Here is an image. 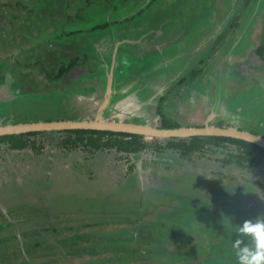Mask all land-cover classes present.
Returning a JSON list of instances; mask_svg holds the SVG:
<instances>
[{"label": "flooded vegetation", "instance_id": "1", "mask_svg": "<svg viewBox=\"0 0 264 264\" xmlns=\"http://www.w3.org/2000/svg\"><path fill=\"white\" fill-rule=\"evenodd\" d=\"M179 1L166 4L163 0H133L81 19L76 14L69 18L67 5L61 3L55 5L58 16L50 17L49 3H44L39 17L25 25L30 36L12 33L13 28L0 16V30L11 31L1 37L4 40L11 34L13 38L7 43L1 40L0 44V130L13 131L18 125L79 122L128 125L145 132L74 128L0 134V244L16 240L25 244L20 231L9 237L2 235L16 218L25 223L46 219L51 224L47 216L51 210L49 213L43 198L50 200L51 192L57 190L56 181L67 182L52 171H66L69 159L64 155L66 152L67 157L68 151L70 157H83L79 168H90L99 179L98 186L120 187L106 193H119V198L131 201L133 213L136 206L145 209L152 195L166 193L171 194L172 205L188 201L191 214H216L213 206L220 213L228 208L237 215L247 213L242 203L230 202L213 190L214 186L205 188L197 180L205 177L207 184L214 182L209 176L212 168L208 152L228 153L223 164L230 165L233 158L237 160L233 165L247 164L260 176L255 185L264 188V156L252 161L245 153L248 148L229 141L231 137H178L165 133L235 128L264 139V96L260 86L264 83V40L251 45L246 42L254 17L264 10V3H256L249 26L241 30L240 19L237 25L232 24L236 15L231 21L224 20L222 16L226 15L214 14L218 9L194 22L182 17L179 27L164 30L166 8H174ZM252 1L246 0L248 6ZM215 16L219 18L212 29ZM42 24L50 28L49 32ZM38 78L46 88L48 80L53 87L35 88L34 80ZM75 100L84 102L82 108L91 116L86 111L72 113L68 102L76 106ZM38 136L45 138L37 139ZM197 138L200 139L195 141ZM92 139L98 144L94 145ZM229 145L236 147L237 154L229 153ZM189 146L198 147L185 153ZM165 154L169 155L166 159L162 157ZM175 166H180L176 177L164 173L166 167L173 172ZM145 174L153 179L141 180ZM20 205L33 210H19ZM141 210L136 214H149L148 209ZM14 214L18 215L13 218ZM19 250L24 259L14 264H31L25 250ZM6 256L0 252V264H5Z\"/></svg>", "mask_w": 264, "mask_h": 264}, {"label": "rangeland", "instance_id": "2", "mask_svg": "<svg viewBox=\"0 0 264 264\" xmlns=\"http://www.w3.org/2000/svg\"><path fill=\"white\" fill-rule=\"evenodd\" d=\"M134 1L144 3L145 0ZM163 1L169 4L171 0ZM111 2L125 6L133 0H111ZM179 2L180 4L172 9L166 8L168 13L164 14L163 18L167 21V26L164 27V30L165 28L179 27L181 21L179 19L182 17L186 21L191 19L189 22H194L198 21L201 15L210 13V10L214 12L216 9L218 11L214 12L215 15L218 13L226 15L222 16L224 20L231 21L234 15L238 16V19L241 20L239 23L242 22V27H239L238 30H241L245 26H249L257 8L256 3L261 2L263 4L264 0H254L249 6L246 0H180ZM160 3L162 2L160 1ZM160 12H163V10L161 9ZM173 14L176 16L173 17ZM0 16L3 17V20H7L8 27L13 28L12 33L16 31L19 35H31L26 31L27 26L23 21L26 16L24 11H19L17 8L7 12L0 10ZM218 18L219 16H215L212 25L217 22ZM42 25L46 30L50 29L48 26ZM214 27H216V24L213 25L212 29ZM206 31H203V34ZM8 32L11 31L6 32L4 30L0 32V44H2V37ZM10 35H5L4 40H6V43L13 40ZM258 39L262 42L264 40V10L259 11L254 17L246 42L251 45ZM143 47L145 48V46ZM23 50L24 48H21L20 52H23ZM71 61L69 59V63ZM9 65L11 64H7V66ZM34 81V87H39L40 90L53 87L50 80L46 83L49 85L47 88L39 78ZM260 86L264 96V83L261 82ZM68 103L73 107L72 113L86 111L84 107L82 108L84 102L80 103L75 100L76 106L70 101ZM89 110L92 111V109ZM85 114L91 116L92 113L86 111ZM36 138H45V136ZM228 151L237 154L235 146L229 145ZM65 155L64 158L69 159V162L67 161L68 163L65 165L66 171L63 172V170L55 168L52 173L57 172L60 175L68 173L58 176V178H64L67 182L61 184L56 181L57 190L51 192L50 200L49 197L43 198L47 201L46 208L49 213L51 210V214H47L51 224L46 219L41 221L34 219L33 223L31 221L25 223L22 218H16L12 223H9L8 226L11 227L7 231L3 229L2 235L9 237L12 233L16 235L20 231L25 244L23 246L19 240L9 243L4 241L0 244V252L2 254L7 253L5 260H3L5 264L23 261L24 257L20 254L19 249L25 250L26 255L32 261L31 264H210V262L233 264L227 258L232 253L230 258L236 259L234 249L232 246H225L218 225L214 226V223H212L214 227L211 230L206 225H201L202 223L195 217V214L188 211V201L176 202L172 205L170 203L172 200L171 194L166 193L160 197L152 195V202L147 201L144 205L145 209L142 208L141 210L138 206L135 207L136 213L138 210L145 211L148 209L149 214L133 213L131 210L134 205L130 203L131 201L126 198H119V193H106V190H116L120 187L98 186L97 181L99 179L94 176L90 168L82 170L79 168L83 157L77 155L70 157L71 151H68L67 157ZM227 155L228 153L210 154L208 152L206 157L212 168V174L209 176L212 177L214 182L207 184L205 177H200L197 181L205 184V188L214 186L213 190L218 194L228 197L227 200L230 202L242 203L248 211L245 214L237 215L231 208H228L226 212L220 213L213 206L212 211L216 214H209L211 219H214L215 216L219 219L221 215L224 217L223 222L226 221L229 225H233L242 224L245 220H255L258 216H264V188L254 183L260 176L247 167V164H243V167L233 165L237 163L235 158H233L230 165L223 164L222 159ZM162 157L166 159L169 155L165 154ZM174 157L178 158V156ZM104 159L102 158L103 161ZM187 160L192 161L191 159ZM261 167L264 169V164ZM179 170L180 166H175L173 172L169 170V167H166L164 173L176 177ZM53 177H56V175ZM143 178L147 180L150 176L145 174L141 177V180ZM132 188L134 189V187ZM117 199H119V202ZM22 207L23 205H20L19 210H33L32 208ZM233 207L234 209L237 208L236 205H233ZM19 214H22V211ZM17 215L14 214L12 217L15 218ZM28 215L32 218L35 217V214ZM41 215L45 216V214ZM205 220H208V218L206 217ZM216 234L220 235L221 238L217 237ZM133 238L135 247L131 246V239ZM228 249H230L229 252H227ZM9 258L14 260H9Z\"/></svg>", "mask_w": 264, "mask_h": 264}, {"label": "trees", "instance_id": "3", "mask_svg": "<svg viewBox=\"0 0 264 264\" xmlns=\"http://www.w3.org/2000/svg\"><path fill=\"white\" fill-rule=\"evenodd\" d=\"M13 2H15V3H13ZM44 3H49L48 9L50 10L49 11L50 17L54 16V14H57L56 7H55L56 3H61L62 5H67L66 10L69 14L68 15L69 18L75 16V14H76V17L80 18V19L81 18H88L91 13H94V11H98V10L100 11L103 8L112 7L114 5L111 2V0H0V10L7 12L9 10L13 11V8H17V10H19V11H24L26 13V16L24 17L25 19L23 21L26 23L25 25H27V24H31L34 19L39 17L38 14H39V12L43 11L42 7H43ZM120 6H119V8H121ZM57 16H58V14H57ZM55 17L56 16H54L53 18H55ZM237 19H238V16L232 22V24L234 26L237 25V22H236ZM49 30H46V31L49 32ZM260 120H261V122L263 121L262 118ZM199 139L200 138H197V139H195V141L199 140ZM201 139H204V138H201ZM80 140L84 141L83 138H81ZM210 140L222 141V139H220V138H211ZM228 140L231 142H234L236 144H240L242 146L247 147L248 149L245 150V153L246 154L249 153V157L251 158L252 161H255L254 158L257 159V158L264 156L263 148L261 149L259 146L255 145V144L247 143V142L239 140V139H232V138L229 139L228 138ZM92 142L95 143L94 145L98 144V141L96 139H92ZM197 147L198 146H193V147L189 146V148H187L188 150H186L184 152L185 153H191V151L193 149H196ZM195 217L202 223L201 225H203V224L206 225L207 227H209L210 230L214 226L218 225L217 227H219V233L223 237L221 238V236L218 234H216V236L220 237L222 239V241L225 242L226 247L231 246V242L233 239L240 237V235L238 233L233 232V230H232V226L235 224L230 226L226 221L223 222L224 217L221 215H220V217L222 219L221 218L218 219L217 216H215L214 219H211L209 214H195ZM206 217L208 218V220H205ZM212 223H214V226H212ZM131 243H132L131 246H134V247L136 246L134 243V238L131 239ZM229 251H230V249L227 250V252H229ZM230 255L228 256L227 259L231 260V262L233 264L237 263V260L230 258ZM210 264H215V263L210 262Z\"/></svg>", "mask_w": 264, "mask_h": 264}, {"label": "water", "instance_id": "4", "mask_svg": "<svg viewBox=\"0 0 264 264\" xmlns=\"http://www.w3.org/2000/svg\"><path fill=\"white\" fill-rule=\"evenodd\" d=\"M132 126L128 125H112V124H99V123H76V122H63V123H39V124H29V125H18L15 127V130L8 131L7 129H1L0 134L6 133H24L30 131H41V130H51V129H104V130H112V131H129V132H138L139 130L130 129ZM143 131V130H142ZM144 132V131H143ZM139 131L138 133H143ZM145 133V132H144ZM204 135V136H223V137H231L236 139H241L247 142L255 143L264 148V139L262 137L254 136L250 133H246L243 131L236 130L235 128L232 129H224V128H214L208 127L203 130L194 131L192 129H179L172 132H166L165 135H172L178 137H185L189 135Z\"/></svg>", "mask_w": 264, "mask_h": 264}, {"label": "clouds", "instance_id": "5", "mask_svg": "<svg viewBox=\"0 0 264 264\" xmlns=\"http://www.w3.org/2000/svg\"><path fill=\"white\" fill-rule=\"evenodd\" d=\"M240 237L233 239L237 264H264V216L232 226Z\"/></svg>", "mask_w": 264, "mask_h": 264}, {"label": "bare ground", "instance_id": "6", "mask_svg": "<svg viewBox=\"0 0 264 264\" xmlns=\"http://www.w3.org/2000/svg\"><path fill=\"white\" fill-rule=\"evenodd\" d=\"M106 117V116H105ZM136 128H138V127H136ZM36 134V133H35ZM10 135V134H9ZM14 135V134H13ZM15 137V136H14ZM14 143V142H13ZM18 147V146H17ZM41 149V148H40Z\"/></svg>", "mask_w": 264, "mask_h": 264}, {"label": "crops", "instance_id": "7", "mask_svg": "<svg viewBox=\"0 0 264 264\" xmlns=\"http://www.w3.org/2000/svg\"><path fill=\"white\" fill-rule=\"evenodd\" d=\"M26 254V253H25Z\"/></svg>", "mask_w": 264, "mask_h": 264}]
</instances>
